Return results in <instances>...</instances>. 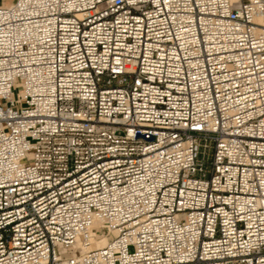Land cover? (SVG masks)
I'll list each match as a JSON object with an SVG mask.
<instances>
[{
  "label": "built area",
  "instance_id": "obj_1",
  "mask_svg": "<svg viewBox=\"0 0 264 264\" xmlns=\"http://www.w3.org/2000/svg\"><path fill=\"white\" fill-rule=\"evenodd\" d=\"M0 264H264V0L1 2Z\"/></svg>",
  "mask_w": 264,
  "mask_h": 264
},
{
  "label": "bare ground",
  "instance_id": "obj_2",
  "mask_svg": "<svg viewBox=\"0 0 264 264\" xmlns=\"http://www.w3.org/2000/svg\"><path fill=\"white\" fill-rule=\"evenodd\" d=\"M95 235V246H102L108 240L107 235H105L104 233L97 232Z\"/></svg>",
  "mask_w": 264,
  "mask_h": 264
},
{
  "label": "rangeland",
  "instance_id": "obj_3",
  "mask_svg": "<svg viewBox=\"0 0 264 264\" xmlns=\"http://www.w3.org/2000/svg\"><path fill=\"white\" fill-rule=\"evenodd\" d=\"M21 91V89L20 88H15L14 89V94H15V97L17 98L18 96H19V92ZM201 156L203 157L204 156V158L206 157V155H204V154H201ZM207 166H209V159H207Z\"/></svg>",
  "mask_w": 264,
  "mask_h": 264
},
{
  "label": "crops",
  "instance_id": "obj_4",
  "mask_svg": "<svg viewBox=\"0 0 264 264\" xmlns=\"http://www.w3.org/2000/svg\"><path fill=\"white\" fill-rule=\"evenodd\" d=\"M4 1H7V0H0V3H1V2H4Z\"/></svg>",
  "mask_w": 264,
  "mask_h": 264
}]
</instances>
